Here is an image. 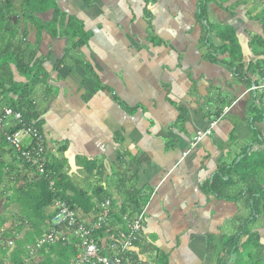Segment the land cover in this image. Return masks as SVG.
Segmentation results:
<instances>
[{
	"label": "crops",
	"instance_id": "1",
	"mask_svg": "<svg viewBox=\"0 0 264 264\" xmlns=\"http://www.w3.org/2000/svg\"><path fill=\"white\" fill-rule=\"evenodd\" d=\"M58 4L83 23L85 45L75 48L78 37H52L21 24L27 40L38 46V57L45 58L46 81L30 99L46 152L65 160L72 185L90 195L97 184L103 186L117 213L125 196L141 192L146 217L126 264H161L159 255L167 264H214L221 244L241 233L250 215L247 186L264 189V0H207L202 15L200 0ZM52 17L40 15L42 23ZM221 34L234 35L242 74L208 58L222 45ZM13 77L27 82L16 71ZM213 122L211 134L191 147L197 131ZM246 155L251 168L244 167ZM0 160L13 175L0 186V212L8 226L20 217L9 201L10 181L24 176L26 167L2 144ZM92 164L95 171L88 174ZM75 210L85 219L92 214ZM46 212L51 219L53 207ZM116 212L118 221L124 214ZM250 227L264 242V203ZM9 239L15 240L6 239V248Z\"/></svg>",
	"mask_w": 264,
	"mask_h": 264
},
{
	"label": "trees",
	"instance_id": "2",
	"mask_svg": "<svg viewBox=\"0 0 264 264\" xmlns=\"http://www.w3.org/2000/svg\"><path fill=\"white\" fill-rule=\"evenodd\" d=\"M206 2L207 0H200L201 15ZM47 12H52L53 17L49 22L42 23L40 15ZM14 15L18 17L17 21L13 20ZM28 23L36 25L39 33L46 30L52 37L66 36L68 39L78 37V41L73 45L75 48L85 45L87 34L83 33L82 22L74 17H68V14L60 10L58 0H0V115L4 108H13L21 112L24 123L31 122L40 129L37 121L38 115L30 95L36 85L46 81L44 78L46 72L43 67L45 58L38 57V46L27 40V27L21 28V24L27 25ZM212 30L211 27L208 32ZM4 36L8 39H4ZM220 38L222 45L216 47L215 55L208 56V58L220 64L229 65L235 69V73L242 74L240 47L234 35L222 36L221 34ZM206 44L210 45L208 41ZM224 54H227L228 58L219 59ZM13 71L24 77L27 82H15ZM262 71L264 76V70ZM14 96L17 98L14 99ZM251 107L257 115H262L260 108L255 104ZM220 112H217L216 116H220ZM255 118L256 116L253 117L254 120ZM12 131L13 129L7 130V132ZM0 144L9 147L1 131ZM60 150L64 151V148ZM244 159L247 160L244 167L251 168L252 163L247 155ZM19 160L24 163L26 171L24 176L14 177L13 181H10L13 185L11 187L13 193L9 201L10 204L18 206L20 217L13 219V222L11 221V224L6 226L9 223L8 217L0 212V264H27L37 259V264H55V262L69 264L75 256V250L67 243L57 242L45 245L33 255H30L26 249L27 246L34 247L42 237L45 228L49 227L47 220L51 215L46 212V209L52 206L55 200H63L70 208H80L87 214H93L96 212V204L110 197L105 195L104 187L99 184L96 185L92 195L83 188L72 185L64 171L65 160L63 158L58 159L45 152L41 159L45 169L44 174L36 172L23 159ZM241 165H243L242 161L233 167L236 169ZM4 168L5 165L0 160V186L4 180L6 182L9 177L13 176L9 171H4ZM94 171V164L87 168L88 174ZM99 173L97 171V175ZM212 188L214 189L213 185ZM7 189L9 190L5 188L3 191L7 192ZM140 194L141 192L137 190L136 193H129L125 196L118 213L133 215L145 206L146 202ZM93 195L96 197L94 201ZM245 197L246 208L250 215L244 221L241 233L230 236L221 244L216 251L214 264H264V242L260 235L250 227V224L256 220V216L261 213L264 189L258 188L250 191L247 186ZM114 202L115 200L111 199V209L116 212L114 209L118 205ZM118 217L120 218V215ZM14 222H17L16 227ZM4 226L7 227L6 232H1ZM8 238L15 239L13 245L8 247L9 249L5 246ZM242 238L245 240L241 241ZM6 259L7 261L3 262ZM158 262L167 264L166 257L159 255Z\"/></svg>",
	"mask_w": 264,
	"mask_h": 264
},
{
	"label": "built area",
	"instance_id": "3",
	"mask_svg": "<svg viewBox=\"0 0 264 264\" xmlns=\"http://www.w3.org/2000/svg\"><path fill=\"white\" fill-rule=\"evenodd\" d=\"M23 121L20 111L4 108L0 115V131L18 159L44 174L41 163L47 150L44 135L33 123ZM214 125L215 122L204 131H197L190 146L195 147L210 135ZM9 129L13 131L7 132ZM26 139L29 140L27 144L24 142ZM52 207L54 215L47 231L34 247L27 246L26 249L33 255L45 245L69 243L77 251L72 264H126L128 251L136 244L146 217L145 205L135 214H124L116 221L109 199L100 202L88 219L83 212L70 208L63 200H55ZM13 243V239L7 240L9 247Z\"/></svg>",
	"mask_w": 264,
	"mask_h": 264
},
{
	"label": "rangeland",
	"instance_id": "4",
	"mask_svg": "<svg viewBox=\"0 0 264 264\" xmlns=\"http://www.w3.org/2000/svg\"><path fill=\"white\" fill-rule=\"evenodd\" d=\"M15 18V21H17V16L16 15H14V17H13V19ZM4 39H8V37L7 36H4ZM248 152V151H247ZM5 200H4V198L3 197H0V203H3Z\"/></svg>",
	"mask_w": 264,
	"mask_h": 264
},
{
	"label": "water",
	"instance_id": "5",
	"mask_svg": "<svg viewBox=\"0 0 264 264\" xmlns=\"http://www.w3.org/2000/svg\"><path fill=\"white\" fill-rule=\"evenodd\" d=\"M13 20L15 21V18Z\"/></svg>",
	"mask_w": 264,
	"mask_h": 264
}]
</instances>
